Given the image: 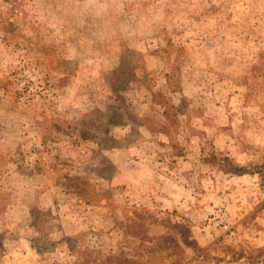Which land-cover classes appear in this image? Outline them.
Returning a JSON list of instances; mask_svg holds the SVG:
<instances>
[{"label": "rangeland", "instance_id": "obj_1", "mask_svg": "<svg viewBox=\"0 0 264 264\" xmlns=\"http://www.w3.org/2000/svg\"><path fill=\"white\" fill-rule=\"evenodd\" d=\"M137 245L264 264V0H0V264Z\"/></svg>", "mask_w": 264, "mask_h": 264}, {"label": "trees", "instance_id": "obj_2", "mask_svg": "<svg viewBox=\"0 0 264 264\" xmlns=\"http://www.w3.org/2000/svg\"><path fill=\"white\" fill-rule=\"evenodd\" d=\"M112 122V121H110ZM207 157H209L214 161V164H217V167L225 172V173H231V174H235V175H242L244 173H247L249 171H247L248 169H246L243 166H239L238 164H235L233 162H231V160L228 157H218L216 153H209L207 154ZM261 168V167H260ZM136 223L135 220H132L130 222L131 226H134V224ZM142 247V245H137L136 251H134L133 254L127 253L126 251L122 250L119 251L117 254H108L103 256V263L102 264H138L135 260H134V256L135 255H142L144 253L143 249H140ZM146 248L147 251H151L153 249L152 245L151 246H146L144 247V249ZM90 259L89 256H85V259L78 263V264H89Z\"/></svg>", "mask_w": 264, "mask_h": 264}]
</instances>
